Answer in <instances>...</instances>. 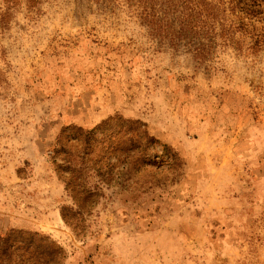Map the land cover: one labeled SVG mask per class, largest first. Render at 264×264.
Listing matches in <instances>:
<instances>
[{
    "label": "rangeland",
    "instance_id": "rangeland-1",
    "mask_svg": "<svg viewBox=\"0 0 264 264\" xmlns=\"http://www.w3.org/2000/svg\"><path fill=\"white\" fill-rule=\"evenodd\" d=\"M215 44L112 0H0L2 264H264V41Z\"/></svg>",
    "mask_w": 264,
    "mask_h": 264
},
{
    "label": "trees",
    "instance_id": "trees-1",
    "mask_svg": "<svg viewBox=\"0 0 264 264\" xmlns=\"http://www.w3.org/2000/svg\"><path fill=\"white\" fill-rule=\"evenodd\" d=\"M117 4H129L138 12L141 19L149 26L151 32L161 38H170L171 41L181 39L194 40L196 49H207V43L216 46L218 39L224 42H240V39L247 42L246 50L258 52L263 48L264 41V0H112ZM261 23V24H259ZM248 40V41H247ZM205 56V54H203ZM111 117L109 118V120ZM105 119L103 122H106ZM102 123L98 128H102ZM82 132V125L76 127ZM135 141L128 144L139 162L147 161L146 151L157 142L146 129L140 130ZM81 134V133H80ZM64 147V145H63ZM166 156L169 157L171 165L177 164L178 157L175 150H171L167 144L164 145ZM140 158V159H139ZM62 170V178L66 184L67 191L79 205L78 209L63 208V218L75 230L79 228V221L83 209L86 207V197L92 190H85L83 173L73 177L65 174L64 171L82 172L70 158H65L59 164ZM80 170V171H79ZM76 178L79 182L76 183ZM106 180V179H105ZM109 181V180H107ZM80 217V218H79ZM40 239L42 236L36 232ZM0 242L4 246L13 247L9 235L0 234ZM27 244L33 245L32 242ZM6 258L0 257V264Z\"/></svg>",
    "mask_w": 264,
    "mask_h": 264
}]
</instances>
